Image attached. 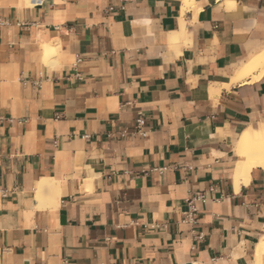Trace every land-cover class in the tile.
Wrapping results in <instances>:
<instances>
[{
  "label": "crops",
  "instance_id": "crops-1",
  "mask_svg": "<svg viewBox=\"0 0 264 264\" xmlns=\"http://www.w3.org/2000/svg\"><path fill=\"white\" fill-rule=\"evenodd\" d=\"M183 1L0 0V264H256L264 0Z\"/></svg>",
  "mask_w": 264,
  "mask_h": 264
},
{
  "label": "bare ground",
  "instance_id": "bare-ground-1",
  "mask_svg": "<svg viewBox=\"0 0 264 264\" xmlns=\"http://www.w3.org/2000/svg\"><path fill=\"white\" fill-rule=\"evenodd\" d=\"M193 2V0H184V7H190ZM26 3L32 4L31 0H26ZM47 47L48 50L49 46ZM45 53V56L49 58V55L52 54L53 51L50 52V50H48ZM255 71H258V74L252 75ZM263 72L264 47L257 53L247 57L240 65L234 67L232 82L244 81L248 76H251L250 80H254L257 79ZM234 148L238 154V159L235 163L233 181L234 184L238 186L241 181L247 178L253 167L264 168V123H260L258 126L249 125L241 131L239 137L234 143ZM45 194H47L49 198L51 197L52 200L57 196L56 182L53 179L42 178L38 183L35 197L42 200ZM48 202L49 201H47V203ZM263 254L264 237L260 239L256 246V264H260V259Z\"/></svg>",
  "mask_w": 264,
  "mask_h": 264
},
{
  "label": "built area",
  "instance_id": "built-area-1",
  "mask_svg": "<svg viewBox=\"0 0 264 264\" xmlns=\"http://www.w3.org/2000/svg\"><path fill=\"white\" fill-rule=\"evenodd\" d=\"M42 2V0H31V5H38ZM204 196L202 194H196L193 196H190L187 199V204H188V211L186 212V219H188L192 213L195 211V203L197 201L204 200Z\"/></svg>",
  "mask_w": 264,
  "mask_h": 264
}]
</instances>
